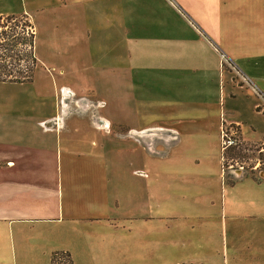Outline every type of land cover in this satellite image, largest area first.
Wrapping results in <instances>:
<instances>
[{
  "label": "crops",
  "instance_id": "0c3cea01",
  "mask_svg": "<svg viewBox=\"0 0 264 264\" xmlns=\"http://www.w3.org/2000/svg\"><path fill=\"white\" fill-rule=\"evenodd\" d=\"M8 14L35 35L39 16L53 60L0 81V264H264L237 239L264 219V180L221 150L223 122L263 140L264 110L218 64L264 93V0H0Z\"/></svg>",
  "mask_w": 264,
  "mask_h": 264
},
{
  "label": "rangeland",
  "instance_id": "374dc122",
  "mask_svg": "<svg viewBox=\"0 0 264 264\" xmlns=\"http://www.w3.org/2000/svg\"><path fill=\"white\" fill-rule=\"evenodd\" d=\"M35 13L38 14L40 12H35ZM35 19L37 21V24L35 22L34 24L36 26L40 25L38 28V35L35 36L37 38L35 39V41H37V43L35 42L37 47V54L40 60L37 59L39 62L36 63L33 76H42V74H44L47 70L50 71L51 69V67L50 69H45V67L49 68V64L46 63H50L51 60H53L49 55V52H51L52 49L50 47V43L47 42L45 35V28L47 25L40 23V19L38 15L35 16ZM10 22L11 23L3 19L2 24H7L8 27H10L11 24L12 25L14 24L15 30L17 31L16 32L17 36L20 35L24 38L25 32L23 34L21 33L23 30L22 24L16 20H12ZM7 26L0 27V31L8 30ZM35 43H34V47H35ZM44 64L46 66H44ZM218 64L221 71L223 72L228 71L229 73L233 74L232 82H234V84L238 88H241V90H243L244 93L248 94L249 92L250 94L251 92L252 94L257 96V98L260 99V103L257 106V109L264 110V93L263 91L260 90V88H258V86L255 84L252 78L247 74H245L244 72L240 71L238 67L233 63V61L229 59L228 56L220 50L218 53ZM238 73L242 74V76L247 78L248 83L245 82L244 80L242 81ZM88 80L90 81V78ZM38 82L41 85H43L46 81L44 80V78L40 77ZM241 90L239 91L241 92ZM78 110L79 112H81L80 109ZM86 113H88V115H90L94 120H96L98 117L96 112L93 113L91 107L85 109V112H83V114ZM114 117L116 119V114H114ZM243 119L246 123H248L249 121L248 118H243ZM118 130L119 129L117 128L116 125L115 127H111V133H115ZM223 131L224 133H226L228 137L232 136L229 138H232L234 140V144L226 146L225 148L223 147V145L226 139H223L222 137ZM228 147H235L236 149H234L231 152V157L225 158V167L226 166L230 167V169L235 171L237 173L236 175H239V177L248 176V177H253L256 180H264V139L245 141L240 137V131L237 125L223 122L221 126L222 155L223 153H225ZM239 221L243 222V226L240 225L237 235L238 236L237 239H239L238 240V245L240 246L239 249L240 251H242V254H247L248 252H250L248 257L245 258L244 260H248V262H250L251 259L256 255H258L259 253H261L262 257H264V219L259 216H250L248 221L240 220V218ZM220 261H221L220 264H224V260L222 258L220 259Z\"/></svg>",
  "mask_w": 264,
  "mask_h": 264
},
{
  "label": "trees",
  "instance_id": "16d2710c",
  "mask_svg": "<svg viewBox=\"0 0 264 264\" xmlns=\"http://www.w3.org/2000/svg\"><path fill=\"white\" fill-rule=\"evenodd\" d=\"M5 21L16 20L22 24V34L17 36L14 24L7 26ZM7 26L8 30L0 31V81L30 82L33 80L37 57L34 52L35 31L26 14L0 15V27ZM235 147H228L223 153V167L225 158L231 157ZM50 264H73L69 252L56 250L51 253Z\"/></svg>",
  "mask_w": 264,
  "mask_h": 264
},
{
  "label": "built area",
  "instance_id": "2783aa9c",
  "mask_svg": "<svg viewBox=\"0 0 264 264\" xmlns=\"http://www.w3.org/2000/svg\"><path fill=\"white\" fill-rule=\"evenodd\" d=\"M237 72H238V70H237ZM238 75H239V77H240V79L243 81H245V82H247L248 80H247V78H245L244 76H242V74H240V73H238ZM248 83V82H247ZM224 131H225V129H224ZM224 131L222 132V137H223V139H226L225 141H224V145H223V147L225 148L226 146H229V145H232V144H234V140L232 139V138H229V137H232V136H227L226 135V133H224ZM226 137V138H225ZM231 166V165H230ZM226 168L227 169H230V167H228V166H226Z\"/></svg>",
  "mask_w": 264,
  "mask_h": 264
}]
</instances>
